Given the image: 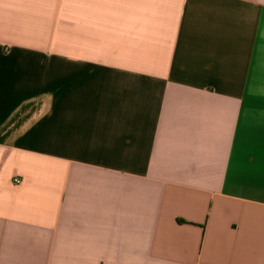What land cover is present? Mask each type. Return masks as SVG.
<instances>
[{"label":"crops","instance_id":"crops-1","mask_svg":"<svg viewBox=\"0 0 264 264\" xmlns=\"http://www.w3.org/2000/svg\"><path fill=\"white\" fill-rule=\"evenodd\" d=\"M0 264H264V0H0Z\"/></svg>","mask_w":264,"mask_h":264},{"label":"built area","instance_id":"built-area-1","mask_svg":"<svg viewBox=\"0 0 264 264\" xmlns=\"http://www.w3.org/2000/svg\"><path fill=\"white\" fill-rule=\"evenodd\" d=\"M13 183H14V184H19L20 181H19L18 179H14V180H13Z\"/></svg>","mask_w":264,"mask_h":264}]
</instances>
